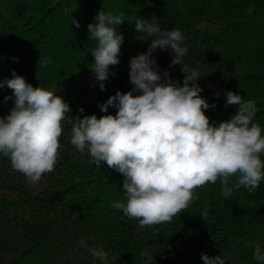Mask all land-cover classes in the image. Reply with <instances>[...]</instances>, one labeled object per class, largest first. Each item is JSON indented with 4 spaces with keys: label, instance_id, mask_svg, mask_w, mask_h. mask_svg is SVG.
Returning <instances> with one entry per match:
<instances>
[{
    "label": "trees",
    "instance_id": "16d2710c",
    "mask_svg": "<svg viewBox=\"0 0 264 264\" xmlns=\"http://www.w3.org/2000/svg\"><path fill=\"white\" fill-rule=\"evenodd\" d=\"M100 10L123 13L125 20L115 26L124 40L105 90L90 69L97 42L87 28ZM135 17L180 30L188 47L182 63L198 69L196 83L202 90L216 86L254 100L258 111L252 122L264 134V0H0V80L15 70L33 87L54 90L69 104V119L114 115L115 107L104 113L100 105L134 87L130 59L151 43L147 35L138 39ZM170 53L157 49L152 55ZM14 101L7 85L0 89V117ZM62 127L55 170L35 185L0 154V264H103L79 246L81 238L89 248L106 251L107 264H145L142 251L154 256L151 264H203L202 253L228 257L226 264H257L255 246L264 249V181L253 192L241 187L224 197L218 179L197 188L196 199L170 223L139 228L112 206L126 203L123 175L106 162L99 169L89 164L90 157L70 142L68 119Z\"/></svg>",
    "mask_w": 264,
    "mask_h": 264
},
{
    "label": "clouds",
    "instance_id": "9594fccd",
    "mask_svg": "<svg viewBox=\"0 0 264 264\" xmlns=\"http://www.w3.org/2000/svg\"><path fill=\"white\" fill-rule=\"evenodd\" d=\"M94 19L95 23L87 26L89 39L97 42L90 50L94 57L90 69L100 89L105 90L109 66L119 63L124 40L115 26L125 20L123 13L103 10ZM132 20L135 31L141 34L138 39L146 40L147 35L151 43L147 52L130 59L129 82L134 87L127 92L118 90L100 105L102 112L107 113L111 106L117 109L116 113L69 119L71 108L61 96L54 90L33 87L13 70L11 78L0 80V89L7 85L15 97L9 114L0 117V154L29 183L37 184L43 175L55 170L62 125L68 119L72 125L70 142L90 157L87 162L98 169L106 162L123 175L126 203L114 201L112 206L129 219L137 220L139 228L170 223L196 199L197 188L218 179L224 197H231L241 187L249 192L259 188L264 181V134L252 122L258 111L256 102L229 90L225 93V106H238L236 113L228 120L210 122L205 110L216 105H210L200 95L202 89L196 83L201 76L198 69L182 67L181 85L171 80L167 69L162 77L152 55L157 49L170 48L174 53L172 65L182 66L188 52L182 32L162 28L144 17ZM71 24L79 27L74 18ZM49 63L50 57L44 65ZM11 98L5 96L4 100ZM200 215L206 218L207 209ZM252 243L248 241L250 247ZM78 244L107 264L108 253L102 248H89L82 238ZM140 255L146 258L145 264L154 259L148 251ZM253 258L257 264H264V249L259 245L255 246ZM201 259L203 264H226L228 257L202 253Z\"/></svg>",
    "mask_w": 264,
    "mask_h": 264
},
{
    "label": "rangeland",
    "instance_id": "374dc122",
    "mask_svg": "<svg viewBox=\"0 0 264 264\" xmlns=\"http://www.w3.org/2000/svg\"><path fill=\"white\" fill-rule=\"evenodd\" d=\"M162 27V26H161ZM174 53H170L166 56H163L162 58L156 59V63L159 65V71L163 77L164 70H168L171 80L173 82L179 81L180 84H183L184 79V72L183 69H191L192 65L190 64H183L182 66L179 64L172 65L171 61L173 58ZM227 92L224 88H219L216 86H210L205 89H203L200 93L202 97H204L210 105L215 104L216 107L209 108L205 110V113L211 116L214 123H219L221 121H224L227 119V117L230 115V110L235 108L236 105H228L225 106L226 96L225 93ZM219 93L217 96L216 94Z\"/></svg>",
    "mask_w": 264,
    "mask_h": 264
}]
</instances>
